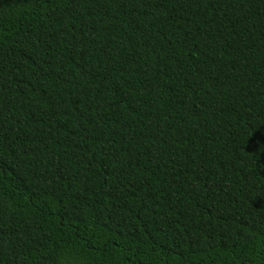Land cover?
I'll return each mask as SVG.
<instances>
[{"label":"trees","instance_id":"obj_1","mask_svg":"<svg viewBox=\"0 0 264 264\" xmlns=\"http://www.w3.org/2000/svg\"><path fill=\"white\" fill-rule=\"evenodd\" d=\"M0 264H264V0H0Z\"/></svg>","mask_w":264,"mask_h":264}]
</instances>
